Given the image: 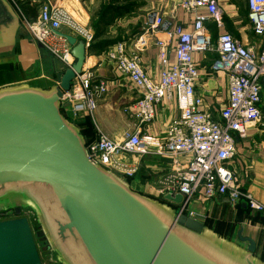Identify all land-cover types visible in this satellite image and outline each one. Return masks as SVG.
<instances>
[{
	"label": "built area",
	"instance_id": "2783aa9c",
	"mask_svg": "<svg viewBox=\"0 0 264 264\" xmlns=\"http://www.w3.org/2000/svg\"><path fill=\"white\" fill-rule=\"evenodd\" d=\"M7 1L20 14L22 25L34 41L67 68L75 62L72 46L55 32L67 29L86 48L94 44L95 34L62 5L41 3L39 16L32 20L24 14L22 0ZM176 1L178 10L193 18L191 31L152 12L145 17L140 37L119 43L107 53L115 71L139 95L129 108L139 125L120 139H112L98 130L86 144L88 156L94 164L122 179L135 178L145 157L164 160L166 170L155 183H149L151 195L156 199L181 195V204H171L181 214H189L196 220L202 221L190 208L196 197L207 201L226 197L233 206L245 202L250 211L264 214V204L243 191L240 178L227 167L237 154V141L245 140L248 130L264 120V0H245L246 20L256 37L253 44H244L227 32L213 43L207 25L214 23L217 29H222L226 13L220 0ZM151 46L157 49L159 81L153 80L141 64L140 52ZM171 52L175 57L173 63ZM196 53H215L217 58L210 66L211 72L228 78V101L217 115L196 94L200 79L194 60ZM97 79L91 68L84 65L72 89L65 94L62 108L69 109L73 118L93 117L96 113L99 99L109 91L108 84ZM166 100L175 102L179 118L167 124L163 136H155L149 127ZM128 185L135 190L140 186Z\"/></svg>",
	"mask_w": 264,
	"mask_h": 264
},
{
	"label": "water",
	"instance_id": "95a60500",
	"mask_svg": "<svg viewBox=\"0 0 264 264\" xmlns=\"http://www.w3.org/2000/svg\"><path fill=\"white\" fill-rule=\"evenodd\" d=\"M20 27L11 5L0 0V54L15 51ZM55 33L72 46L75 59L71 68L54 59L57 85L0 88V201L5 199L0 211L16 215L0 220V264H42L31 222L21 216L36 205L39 236L48 249L68 252L77 241L98 259L95 264H264L255 242L242 232L239 240L248 247L133 190L91 161L85 137L63 115L62 103L93 45L86 48L73 35ZM25 192L33 197L11 198ZM164 199L182 203L181 195ZM56 260L67 264L63 254Z\"/></svg>",
	"mask_w": 264,
	"mask_h": 264
},
{
	"label": "crops",
	"instance_id": "0c3cea01",
	"mask_svg": "<svg viewBox=\"0 0 264 264\" xmlns=\"http://www.w3.org/2000/svg\"><path fill=\"white\" fill-rule=\"evenodd\" d=\"M46 1L52 5L64 6L76 21L85 22L88 27L91 25L96 37L92 51L86 56L85 66L91 68L98 78L97 81L106 82L109 90L105 97L99 99V107L93 117L79 116L75 119L69 109L62 108L63 115L70 122H82L83 130L87 129V120L92 126L93 138L98 130L112 139H120L126 131H134L139 122L134 111H129V108L139 95L130 82L115 71L107 59V53L119 43L140 37L143 22L149 13H160L167 21L183 24L188 31L192 30V16L178 10L176 0H22L21 7L26 10L27 15L24 14L27 18L35 20L39 16L41 3ZM233 2L220 0V6L226 13L222 29H217L214 23L207 25L213 43H216L218 36L223 32L232 34L244 44L255 43L256 37L245 17L244 3L240 9ZM103 7L107 8L105 15L101 14ZM13 10L21 23L20 14L15 8ZM22 26L21 23L15 51L11 54H0V70L5 66H13L16 69L15 75H0V88L27 84L47 90L56 86L54 58L41 46L34 44L22 31ZM62 32L75 36L73 31L67 29ZM40 54L49 56L50 59L36 57ZM140 56L146 73L153 80L159 81L157 49L152 46L144 48ZM216 58L215 53L194 54L200 74L196 94L204 99L214 115H217L228 101V78L210 70ZM174 60V52H171L170 62L173 63ZM29 63L36 66L29 70ZM19 70L23 73L20 74ZM177 118L179 112L175 102L164 101L157 110L155 121L149 127L150 132L155 136H163L167 124ZM141 165L138 177L143 181L138 192L154 197L149 186L166 170V162L148 156L143 158ZM227 167L240 178L242 190L264 204V120L261 125L248 130L245 140L237 141V154ZM191 210L197 212L203 222L207 217L212 226L219 225L220 233L224 237L248 247V242L239 240L238 234L242 232L244 238L255 242V254L264 260V214L250 211L245 202L233 206L226 197H218L212 201L196 197L191 204Z\"/></svg>",
	"mask_w": 264,
	"mask_h": 264
},
{
	"label": "rangeland",
	"instance_id": "374dc122",
	"mask_svg": "<svg viewBox=\"0 0 264 264\" xmlns=\"http://www.w3.org/2000/svg\"><path fill=\"white\" fill-rule=\"evenodd\" d=\"M233 4L237 7H241V2L243 4L244 0H233ZM239 7V8H240ZM79 22V20H77ZM81 25H83L86 29H89L93 32V34H96L95 31L92 29L91 25L90 27L88 26H85V22H79ZM251 29V28H250ZM252 30V29H251ZM22 31L28 35V37L32 40V42H34V44H37L34 39L28 34L27 30L24 28V26H22ZM253 32V31H252ZM254 35V34H253ZM36 57H39L41 59H45V58H49V56H46L44 54H40L39 56L36 55ZM45 57V58H44ZM32 61V59H31ZM30 61V62H31ZM28 66H31L30 68H28L29 70H32V66H36L34 65L33 63H29ZM20 74L23 73V71L19 70ZM36 74V72L34 73ZM118 177V176H117ZM122 179V178H120ZM123 180V179H122ZM124 181V180H123ZM23 193V192H22ZM23 195H27L29 197H33V195H31L30 193L28 192H25V194H21V193H14L11 198L12 199H15L16 197L18 196H23ZM3 200H5L4 198L1 199V205L3 204ZM13 203L15 204L16 201H13ZM36 208H26L25 210H23V214H25V216L28 217V219L30 220L31 222V227L33 229V232H34V235H35V240H36V243H37V246H38V251H39V254L41 256V260H42V264H58V261L56 260V258L58 257V255H61L63 254L65 256V260H66V263L67 264H95L96 262H98V259L96 260L91 254H89L87 252V250H81V244L79 242H74V245L72 249H70V246H67V251L68 252H65V251H60V254H57V253H53L52 251H50L48 249V244L46 243L45 240H43V238H41V236H39V232H40V229H37L35 227V219H36V216L37 215V209H39L38 205L35 206ZM191 208V206H190ZM73 256H75V258L77 259V261H75L73 259ZM95 262V263H94Z\"/></svg>",
	"mask_w": 264,
	"mask_h": 264
},
{
	"label": "trees",
	"instance_id": "16d2710c",
	"mask_svg": "<svg viewBox=\"0 0 264 264\" xmlns=\"http://www.w3.org/2000/svg\"><path fill=\"white\" fill-rule=\"evenodd\" d=\"M244 7H245V0H244ZM241 7H243V4H242V2H241ZM240 7V6H239ZM241 7H240V9H241ZM22 10H23V12L27 15V13H26V10L24 9V8H22ZM246 10V9H245ZM107 12V8H105V7H103L102 8V10H101V14L103 15H105V13ZM244 13H245V17H246V11H244ZM96 37V36H95ZM14 72H16V69L13 67V66H5V67H2L1 68V70H0V75L2 74V75H5V76H7V75H15V73ZM12 77V76H11ZM264 111V110H263ZM75 125H77L80 129H81V131H82V134H83V136L85 137V140H86V144L87 143H89L91 140H92V138H93V129H92V126L90 125V123L86 120L85 121V124H86V126H87V129H85V130H83L82 129V126H83V124H82V122L80 123V122H75L74 123ZM139 176V174L135 177V178H133V179H123L124 180V182H126L127 184H134V183H138V184H140L142 181H143V179H141V178H139L138 177ZM147 178L145 177V180H146ZM139 180V181H138ZM144 180V181H145ZM142 184V183H141ZM133 189V188H132ZM133 190H135V189H133ZM135 191H137L138 192V190H135ZM140 193V192H139ZM142 194V193H141ZM151 198H153V197H151ZM154 199H156V198H154ZM156 200H158V201H160V202H163V203H167V204H169V205H171L172 207H174V208H178L177 206H175V205H173V204H171V203H168L167 201H165L164 199H162V198H158V199H156ZM241 213V212H240ZM0 220L1 221H3L2 220V218L0 217ZM5 221V220H4ZM35 227L38 229L39 228V224L36 222V219H35ZM205 225L207 226V227H209V228H211V229H213L215 232H217V233H219L220 235H222L220 232V229H219V225H217V226H212V224H210L209 222H208V220H207V217H206V219H205ZM223 236V235H222Z\"/></svg>",
	"mask_w": 264,
	"mask_h": 264
},
{
	"label": "flooded vegetation",
	"instance_id": "af4514ba",
	"mask_svg": "<svg viewBox=\"0 0 264 264\" xmlns=\"http://www.w3.org/2000/svg\"><path fill=\"white\" fill-rule=\"evenodd\" d=\"M0 217L2 218V220H11L16 218V215L14 214V210L7 209L0 211Z\"/></svg>",
	"mask_w": 264,
	"mask_h": 264
}]
</instances>
